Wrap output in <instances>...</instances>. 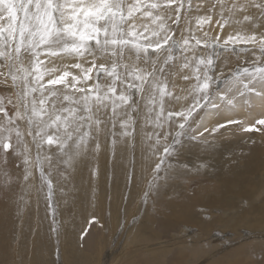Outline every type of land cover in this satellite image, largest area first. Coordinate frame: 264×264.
Returning <instances> with one entry per match:
<instances>
[{"label": "snow or ice", "instance_id": "snow-or-ice-1", "mask_svg": "<svg viewBox=\"0 0 264 264\" xmlns=\"http://www.w3.org/2000/svg\"><path fill=\"white\" fill-rule=\"evenodd\" d=\"M221 50L244 54L227 76ZM257 103L264 0H0V200L43 202L57 234L60 204L99 186L102 155L125 188L146 184V205L179 173L185 138L210 147L229 125L264 132V118L204 123Z\"/></svg>", "mask_w": 264, "mask_h": 264}, {"label": "rangeland", "instance_id": "rangeland-1", "mask_svg": "<svg viewBox=\"0 0 264 264\" xmlns=\"http://www.w3.org/2000/svg\"><path fill=\"white\" fill-rule=\"evenodd\" d=\"M243 56L237 59L221 50L217 73L223 70L229 75ZM217 87H224L222 80ZM253 108L245 109L252 113ZM230 114L218 113L210 124L206 117L204 123L212 128L233 119L226 116ZM260 118L264 117L256 119ZM208 144L185 138L171 161L179 173L167 182L165 192L161 190L146 205L141 199L146 184L134 181L125 188L123 177L117 173L113 178L111 164L106 167L102 155L99 186L93 184L89 189L85 183L74 206L61 203L58 207L59 234L50 230L51 217H46L43 202L38 208L34 204L31 209L18 210L10 201L0 200V264H126L133 260L135 264H206L223 255H229L230 264H264V132L244 133L240 125H229L210 136ZM251 155L263 157L261 163L251 164ZM247 169L253 171L251 176ZM235 176L239 181L231 184ZM188 180L196 183L185 188ZM245 182L253 185L245 188ZM214 191L220 202L239 201L210 205L214 198L209 195ZM249 209L262 211L260 224L235 231L224 228L225 219ZM231 212L229 218L226 214L219 217ZM93 215L104 228L86 227V219ZM81 229L89 234L81 238ZM238 248L241 251L235 254Z\"/></svg>", "mask_w": 264, "mask_h": 264}, {"label": "bare ground", "instance_id": "bare-ground-1", "mask_svg": "<svg viewBox=\"0 0 264 264\" xmlns=\"http://www.w3.org/2000/svg\"><path fill=\"white\" fill-rule=\"evenodd\" d=\"M239 27V26H238ZM240 27H243V26H240ZM246 30V29H245ZM227 31H229V29H225V32H227ZM227 117H230V116H234V118L235 117H237V116H242L243 117V119H244V121H245V123L246 124H252V123H254V121H255V119L256 118H258V117H264V106H261L259 103H257V104H255V106H254V108H253V111H252V113H248L247 111H246V109L245 108H242V109H240L236 114H230V115H226ZM213 119H215L213 116H211V117H208V119H207V124H210L212 121H213ZM244 148V147H243ZM262 151V150H261ZM263 152V151H262ZM254 153V152H253ZM262 155V154H261ZM262 158L263 157H260L259 155L258 156H253V155H251V164L252 163H255V164H260L261 163V160H262ZM241 164V163H240ZM245 164V163H244ZM191 168V167H190ZM203 168H204V166H203ZM246 173H249V176H251L250 174H252L253 173V171L252 170H250V169H247L246 171H245ZM244 172V173H245ZM214 173V172H213ZM187 174V173H186ZM213 175V174H212ZM217 175V174H216ZM245 175V174H244ZM247 175V174H246ZM206 176V175H205ZM240 176H241V174H240ZM248 176V178L250 179V177ZM190 177V176H189ZM213 177V176H212ZM215 177V176H214ZM213 177V178H214ZM193 178V177H192ZM192 178H190V179H192ZM212 178V179H213ZM251 178H253V177H251ZM209 179V178H208ZM242 179V178H241ZM198 181V180H197ZM238 181H239V178H237L236 176H235V178L234 179H231V184L233 183V184H237L238 183ZM250 181V180H249ZM193 182V183H192ZM187 183L188 184H186L185 185V188H187V187H190V184H195L194 183V181L193 180H191V181H187ZM199 183V182H198ZM172 185V184H171ZM243 185H244V187L245 188H250L252 185H253V182L251 183V185H249L247 182H245V183H243ZM170 188H172V187H170ZM169 188V189H170ZM168 189V190H169ZM214 189V188H213ZM212 190V189H211ZM164 191V190H163ZM165 192V191H164ZM210 192V191H209ZM213 192V191H212ZM215 193H213V194H211V195H209V196H213V198H214V200L212 199L208 204H210V205H214V204H219L220 203V205H226V206H228V205H232V204H234V203H236L237 201H239V200H230V201H227V202H220L217 198H216V191H214ZM171 193H172V190H171ZM173 194V193H172ZM200 195V194H199ZM198 194H196L195 196H199ZM170 198H172V197H170ZM163 201V200H162ZM184 202V201H183ZM170 203V202H169ZM182 203V202H181ZM238 203V202H237ZM166 205V204H165ZM237 208V207H236ZM235 210V209H234ZM227 215L226 217L227 218H229L230 217V215H228V214H232V212L231 213H223L222 215H220L219 217H222L223 215ZM247 215L248 216H251L252 217V219L251 218H247ZM262 215V211L261 210H253V209H249L248 211H241V213L239 212L238 214H236L235 216H232L230 219H228V220H224L223 222H226L225 223V226H224V228H229V229H232L233 231H235V230H237L238 228H240L241 226H251L252 225V223L253 224H260V219H259V216H261ZM155 222H156V220H155ZM145 232H147V236H149L148 235V230L147 229H145ZM150 237V236H149ZM151 238V237H150ZM182 247V246H181ZM185 247V246H184ZM183 248V247H182ZM178 249V248H177ZM163 250V249H162ZM241 251V249L240 248H238L234 253L235 254H237V253H239L240 251ZM173 251V250H172ZM164 252V251H163ZM166 252V251H165ZM196 252V251H195ZM198 252V251H197ZM194 253V252H193ZM199 254V253H198ZM201 254V253H200ZM97 257L99 258L100 257V255H97ZM223 258L221 259V258H219V259H217V260H214V261H212V262H206V264H230L231 263V259L229 258V255H226V256H222ZM89 258V257H88ZM159 258V257H158ZM186 258V257H185ZM224 258H226L227 260H228V262L227 261H225L224 260ZM97 259V258H96ZM199 259V258H198ZM97 261H99V259L97 260ZM198 261V260H197ZM90 263H92L91 261H89ZM264 262V261H263ZM188 263V262H187ZM126 264H135V260H133V262L131 261V262H129V263H126Z\"/></svg>", "mask_w": 264, "mask_h": 264}]
</instances>
